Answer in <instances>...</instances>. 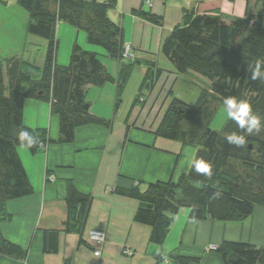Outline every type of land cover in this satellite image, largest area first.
<instances>
[{
	"label": "trees",
	"instance_id": "16d2710c",
	"mask_svg": "<svg viewBox=\"0 0 264 264\" xmlns=\"http://www.w3.org/2000/svg\"><path fill=\"white\" fill-rule=\"evenodd\" d=\"M235 1V0H231ZM256 13L226 21L220 14H199L185 11L183 23L173 29L163 41L161 53L179 75L194 74L209 84L200 88L194 104L173 99L154 134L170 141L196 147L194 160L210 163L212 175L195 170L177 180L141 186L135 184L121 193L135 199L139 208L135 222L150 228V241L161 245L173 224L174 217L184 208L192 221H244L256 207H264V128L259 133L239 128L228 118L222 130L211 128L216 108L234 97L246 101L264 125V80H252L251 68L264 61V0ZM115 0H18L28 13V34L47 41L46 58L42 67L14 56L0 62V207L12 200L34 193L26 170L18 155L19 133L26 131L33 140L28 150L32 154L45 151L51 144H71L76 131L83 126L110 128L111 122L91 113L87 98L88 86L117 84L118 97L126 84L136 57L125 59L123 29L111 18ZM55 7V10H52ZM135 15L153 24L162 25V18L143 11ZM66 23L87 34L91 45L102 47L108 56L120 62L122 68L113 78L98 53L72 48L68 65L58 64L59 40L57 27ZM135 55V52H134ZM128 61V63L126 62ZM148 70L141 86L150 90L162 70ZM27 94V95H26ZM27 99L50 104L51 112L59 117V138L51 139L47 129H32L24 122ZM140 96L137 103H144ZM242 135L245 144L237 146L226 136ZM27 143V141H24ZM66 232L80 231L92 205V195L82 192L73 180L67 181ZM57 230L44 231L43 250L58 252ZM216 252L225 264H264V248L223 242ZM0 253L24 259L27 252L6 239L0 232ZM172 264H194L198 258L171 255Z\"/></svg>",
	"mask_w": 264,
	"mask_h": 264
},
{
	"label": "crops",
	"instance_id": "0c3cea01",
	"mask_svg": "<svg viewBox=\"0 0 264 264\" xmlns=\"http://www.w3.org/2000/svg\"><path fill=\"white\" fill-rule=\"evenodd\" d=\"M150 1L148 6L147 0H115L111 18L121 25L124 42L132 43L143 81L147 64L154 66V71L162 70L161 76L149 90L144 103L136 104L138 97L134 99L130 112L118 129L115 126L111 130L95 125L83 126L77 129L74 143L51 144L37 154L21 147L18 149L34 193L0 207V232L9 241L20 245L27 255L22 259L0 253V264H166L165 256L167 264H172L173 254L198 258L199 262L194 264H225L212 246L218 248L223 242H238L264 248L262 206L256 207L244 221L228 222L192 221L188 209L184 208L174 217L165 241L155 245L150 241V228L135 222L138 201L121 193L135 184L144 187L174 179V169L183 146L178 141L157 137L154 132L160 123L153 130L147 129L145 123L150 127L156 125V120L148 122L151 114L157 108H167L173 99L191 105L196 102L197 99L188 102L180 93L190 83L187 78L205 82L194 74L179 75L174 66L161 62L164 58L165 63L169 62L161 53V46L173 29L183 23L184 12L220 14L230 22L260 9V4L245 0ZM134 11L159 16L162 25L144 20ZM28 23L29 15L18 0H0V62L23 56L36 66H43L36 54L39 40L28 34ZM57 38L60 44L58 64L70 63L72 48L77 43L85 50L98 53L105 59L102 61L110 75L115 79L119 77L120 62L111 59L102 47L89 44L84 31L60 23ZM107 84L117 86L115 82ZM91 87L86 88L91 113L110 120L111 111L99 113L93 109L94 102L89 99ZM98 93L104 100L109 98L102 95L105 91ZM140 106L141 109L137 110ZM24 122L32 129H47L53 140L59 138L60 120L52 114L47 102L27 99ZM50 176H54V180H50ZM68 180H73L82 192L92 195L89 215L76 232L65 231ZM45 230L59 232L57 253L44 252ZM94 230L106 234L102 247L89 241V234ZM98 250H101L100 256L95 255ZM128 251L131 255L126 254Z\"/></svg>",
	"mask_w": 264,
	"mask_h": 264
},
{
	"label": "rangeland",
	"instance_id": "374dc122",
	"mask_svg": "<svg viewBox=\"0 0 264 264\" xmlns=\"http://www.w3.org/2000/svg\"><path fill=\"white\" fill-rule=\"evenodd\" d=\"M146 3L148 6H150V4L148 2H146ZM128 35H129V33H128ZM36 38H38V40H39V42L37 44L38 46L36 48L38 51L36 54L39 56L38 58L40 59V63H44L45 58H46L47 41L45 39H42L39 37H36ZM126 43L132 45L131 42H126ZM132 47H133V45H132ZM161 56H163V55H161ZM135 57H136V54H135ZM38 58H37V61H38ZM102 59H104V58H102ZM164 60H165V58L161 59V62L164 65H166V66L172 65L170 62L165 63ZM104 62H105V59H104ZM126 62L128 63V61H126ZM106 63H107V61H106ZM181 78H183V77H181ZM202 79L206 83L205 82L203 83V81H198V80L190 81L188 78L186 79L190 83H188L186 85L187 89L185 88V90L181 91L180 93L183 95L184 99H187L188 102L193 103L195 101V99L198 98V90L200 89L199 87L204 88V87H206V84H209L206 79H204V78H202ZM142 82H143V76L140 73V71L138 69V65L135 62L130 69L128 80H127L126 84L124 85V88H123L119 97H118L117 86L111 87V85L107 84V85H103V86H92L91 87L89 99L94 102L93 109L95 111H98L99 113H107V111H111V116H110L111 118H110V120H108L111 122V127L108 129L111 130L114 126L116 129H118L120 122L123 123L125 121V118L128 115V113L130 112L132 105H133V102H134V99L136 97H140L143 95L145 98H148L149 90L144 89L142 92L140 91ZM112 89L114 90L113 93H111ZM100 91H105V93H103L102 95L106 96V98L109 96V98H107L105 100H104V98H100L101 93H98ZM114 93L116 94V96L114 95ZM187 94H189V95H187ZM141 107L142 106L138 107L137 110L138 109L140 110ZM224 108H225V106H223V105H220L216 108L214 117H213L212 122H211V128H213L214 130H217V131L222 130V128L226 124L227 119L229 118V117H227ZM166 109L167 108L155 109L153 111V113L151 114L150 121H148V122L156 120L157 124L152 125V127H153L152 128L146 122L145 123L146 128L152 129V130L155 129L156 126L160 123L161 118L164 115ZM148 113L150 114V111H148ZM104 128H106V127H104ZM177 143L181 144V146H183V147L181 148L182 154L179 158V161H177V164H176L175 169H174V174H173L174 179H177L181 174L190 171L191 166H192V164L190 165V162L194 161V158H195L194 155L196 154V151H197L196 147H194V146L185 145L182 142H177ZM193 156H194V158H193Z\"/></svg>",
	"mask_w": 264,
	"mask_h": 264
},
{
	"label": "clouds",
	"instance_id": "9594fccd",
	"mask_svg": "<svg viewBox=\"0 0 264 264\" xmlns=\"http://www.w3.org/2000/svg\"><path fill=\"white\" fill-rule=\"evenodd\" d=\"M251 79L252 80H264V61L258 60L254 67L251 65ZM224 110L227 117L234 119L238 124L239 128H247L248 134H252L255 129L257 133L264 128V125L261 124V118L258 115L253 114L250 104L246 101H237L234 97H229L224 100ZM226 139L230 143H235L237 146L244 145L245 139L242 135H236L235 133L227 135ZM19 140L21 141L20 147L23 150H27L33 146V140L29 136V133L26 131H21L19 133ZM27 141V143H24ZM195 165V170L198 173H203L206 176H211V165L203 159L194 160L190 162V165ZM165 261L167 264V257L165 256Z\"/></svg>",
	"mask_w": 264,
	"mask_h": 264
},
{
	"label": "built area",
	"instance_id": "2783aa9c",
	"mask_svg": "<svg viewBox=\"0 0 264 264\" xmlns=\"http://www.w3.org/2000/svg\"><path fill=\"white\" fill-rule=\"evenodd\" d=\"M147 2L151 5L150 0H147ZM123 56L125 59H128V60H131L134 58L135 56L134 50L131 44L126 43ZM50 180H54V176H50ZM89 241L92 242L97 247H102V245L106 242V234L103 231H99V230L91 231L89 234ZM211 249L216 250L217 248L212 246ZM126 254L131 255V252L128 251L126 252ZM95 255L100 256L101 250L96 251Z\"/></svg>",
	"mask_w": 264,
	"mask_h": 264
},
{
	"label": "water",
	"instance_id": "95a60500",
	"mask_svg": "<svg viewBox=\"0 0 264 264\" xmlns=\"http://www.w3.org/2000/svg\"><path fill=\"white\" fill-rule=\"evenodd\" d=\"M27 95V94H26Z\"/></svg>",
	"mask_w": 264,
	"mask_h": 264
}]
</instances>
